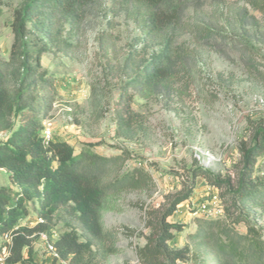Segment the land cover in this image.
I'll return each mask as SVG.
<instances>
[{"label": "trees", "instance_id": "16d2710c", "mask_svg": "<svg viewBox=\"0 0 264 264\" xmlns=\"http://www.w3.org/2000/svg\"><path fill=\"white\" fill-rule=\"evenodd\" d=\"M119 1L142 33L140 51L134 47L122 62L117 57V66L108 58L110 68L127 78L123 104L130 89L145 99L159 91H171L182 81L186 60L193 54L189 46L178 45V38L190 32L197 45L210 38L209 29L166 20V0ZM245 1L264 13V0ZM91 2L23 0L14 10L11 52L8 59L0 55V132L9 135L0 141V170L8 172L17 187L0 188V238L12 237L6 264L32 263L34 236L52 238L57 218L65 219L67 230L56 247L69 264H95V256L116 254L120 230L106 229L102 219L108 201L154 185L143 167L121 172L123 155L107 157L90 147L76 152L68 141H47L43 136L58 90L55 77L43 68L42 56L51 52L73 55ZM97 39L108 57L118 53L111 36L103 34ZM150 50L155 52L149 54ZM119 115L121 126L129 123L131 116ZM241 151L242 167L235 184L221 180L196 162L187 191L165 210L146 212L150 233L142 235L146 242L136 248L139 264H264V235L251 222L254 210L264 212V177L256 174L258 159L264 153L263 127L255 130L252 141ZM198 177L218 189L225 186L221 196L224 213L217 219H198L189 237L192 244L176 249L170 243L184 227L169 218L190 201ZM32 214L44 222L34 228L21 226ZM242 224L247 228L244 233L237 228Z\"/></svg>", "mask_w": 264, "mask_h": 264}, {"label": "rangeland", "instance_id": "374dc122", "mask_svg": "<svg viewBox=\"0 0 264 264\" xmlns=\"http://www.w3.org/2000/svg\"><path fill=\"white\" fill-rule=\"evenodd\" d=\"M22 2L0 0V55L5 59L13 44L14 10ZM164 8L166 20L206 27L210 38L197 45L190 32L178 38V45L193 49L184 77L174 89L159 91L151 99L130 89L123 104L127 78L109 66L108 58L117 66V57L122 62L134 47L142 48V33L119 0H92L72 56L54 52L42 56L43 68L55 77L58 90L48 120L53 124L51 140L68 141L76 152L90 147L107 157L123 155L121 172L143 167L153 179L149 190L124 193L108 201L102 219L106 229L120 230L115 244L118 252L106 258L95 256V264H139L136 248L146 242L142 235L150 233L146 212L163 211L184 194L196 162L235 184L242 167L241 148L250 144L257 128H264V13L245 0H166ZM103 34L111 36L118 53L108 57L101 51L97 38ZM120 112L131 116L125 126L120 125ZM8 136L6 133L4 140ZM256 174L264 177V153L258 159ZM3 187L17 188L8 172L0 170ZM225 191V186L218 189L203 177L197 178L190 201L169 218L184 227L171 241L173 248L192 244L189 237L197 220L206 218L201 211L197 215L194 211L203 206L212 208L214 195L223 206ZM38 219L32 214L21 226L34 228ZM64 220L57 218L50 241L57 242L66 232ZM251 222L264 235L261 209L253 211ZM237 228L243 233L247 230L244 224ZM5 244L4 236L0 238V254ZM45 247L43 236L35 235L33 261L28 264H56Z\"/></svg>", "mask_w": 264, "mask_h": 264}, {"label": "built area", "instance_id": "2783aa9c", "mask_svg": "<svg viewBox=\"0 0 264 264\" xmlns=\"http://www.w3.org/2000/svg\"><path fill=\"white\" fill-rule=\"evenodd\" d=\"M53 124L49 122L48 120L44 123V131L43 136L44 138L49 141L52 137L53 132ZM5 132H0V141L4 140L5 138ZM212 203L214 206L211 208H206L205 206L202 207V210L196 209L194 211V215H197L200 211L205 214L206 219H217L220 218L224 211L223 206L221 204V199L218 197V195H214L212 198ZM44 221L42 219H38V224L43 223ZM43 238L46 242V252L49 254L52 262H55L56 264H69L68 261H65L62 259L57 247H56V241H50L47 237V235L42 234ZM56 235L54 234L53 237ZM7 240V245L4 248L3 254H0V264H6V259L9 257V251L8 246L11 244L12 237L10 235L5 236Z\"/></svg>", "mask_w": 264, "mask_h": 264}]
</instances>
